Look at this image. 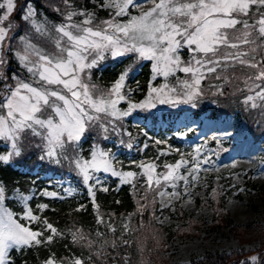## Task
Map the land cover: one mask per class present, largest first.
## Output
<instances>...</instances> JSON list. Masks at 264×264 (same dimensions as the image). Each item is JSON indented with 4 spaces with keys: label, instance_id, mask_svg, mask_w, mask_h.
<instances>
[{
    "label": "snow or ice",
    "instance_id": "1",
    "mask_svg": "<svg viewBox=\"0 0 264 264\" xmlns=\"http://www.w3.org/2000/svg\"><path fill=\"white\" fill-rule=\"evenodd\" d=\"M94 3L96 7L87 8L77 6L75 0H62L63 10L59 6L54 8L61 19L53 21L46 14L38 18L34 4L25 0L20 19L27 27L17 35L19 24L12 18L16 2L0 0V142L6 149L0 152V163L8 165L37 151V158L53 166L54 173L63 170L60 179L43 177L46 184L39 188L35 184L41 176L34 172L31 175L36 179L30 181L33 187L28 189H22L19 181L11 189L0 182V264H16L13 250L26 255L30 249L37 250L36 264H133L132 252L127 249L134 242L140 257L135 264H152L145 256L154 250L148 247V236L135 241L125 238L147 224L156 249L167 247L161 243V230L152 227L153 220L163 221L155 216V196L150 204L148 193L161 197L162 209L171 206L175 210L173 200L182 195L191 201L190 189L197 187L202 165L214 163L210 159L212 150L207 148L209 139L215 141L214 154L219 155L226 150L224 143L231 133L201 136L200 143L190 146L191 159L176 149L180 158L163 165L166 170L161 173L154 162L141 161L137 173L131 167H117L123 163L118 159L117 146L132 150L136 145V138L124 124L134 114L143 113L144 121L149 117L155 121L152 110L157 104L173 107L189 104L196 108L206 98L217 104L219 97L239 94L238 102L245 112L257 113L254 122L264 132V0H94ZM144 4L150 6L145 9ZM100 9L108 15L99 17ZM185 51L186 59L182 54ZM129 55L131 62L113 80L101 83L99 78L94 79L96 69L104 61ZM9 59H15L21 73L27 75L13 72L9 76L6 70ZM144 61H150L151 75L142 98H137L140 82L136 81L135 86L128 82ZM178 72L185 76L179 77ZM173 76L175 83H170ZM158 77H163L164 82L155 85ZM205 80L212 81L207 90L202 83ZM226 88H231V93ZM122 102L127 107H122ZM194 127L193 122V127L185 126L184 131L175 135L186 136ZM137 129V135L146 137L140 151L147 148L149 140L156 145L168 144L166 138L150 136L151 129L146 123L144 127L137 125ZM89 136L91 142L85 149L82 145ZM109 141L114 143L106 147ZM168 148L172 146L168 144ZM159 152L165 154L166 149L160 147ZM236 163L232 161L233 165ZM136 164L135 160L129 161L130 166ZM256 170L264 176V169ZM103 174L117 178V187L132 185L134 198L138 193V176L147 178L144 195L136 198V210L126 217L120 214V228L113 222L115 214L102 213L97 200L99 190L109 191ZM180 180L184 182L183 193L178 190ZM169 183L171 192L165 190ZM85 189L95 213L94 230L90 227L86 231L75 219L61 228L43 215L50 208L49 203L40 202L35 209L31 204L33 197L63 200L79 196ZM217 195L213 188V199ZM164 197H168L167 205ZM9 200L16 201L21 211L9 207ZM150 207L152 215L146 222L143 214ZM85 208V203L77 202L74 210ZM136 214L140 215V222L132 227ZM67 237L81 251L77 254L65 245L68 254L58 256L51 246ZM41 248L47 250L43 258L39 257ZM121 248L126 250L121 252ZM197 260L215 264L205 257ZM250 262L264 264V256L252 254L236 264ZM21 264L29 261L21 259ZM183 264L192 261L186 259Z\"/></svg>",
    "mask_w": 264,
    "mask_h": 264
},
{
    "label": "trees",
    "instance_id": "2",
    "mask_svg": "<svg viewBox=\"0 0 264 264\" xmlns=\"http://www.w3.org/2000/svg\"><path fill=\"white\" fill-rule=\"evenodd\" d=\"M16 2V10L12 14V18L15 22L19 24V32L17 35L22 34L26 30V25L20 19L21 8L24 6L25 0H15ZM34 4L35 8L37 9L38 18L41 15L46 14L47 18L53 21H58L61 19V16L58 12L54 10L56 6L61 7L63 10L62 0H31ZM102 2V0H101ZM77 6H84L87 8H94L96 7L94 0H75ZM132 11H136L135 9H131ZM255 10V8L253 9ZM108 15L106 10L100 9L98 11V16L103 18ZM126 18V17H125ZM80 19V17H77ZM51 47L50 45H48ZM187 58L186 51L182 53ZM11 56V53H9ZM132 60V57L129 55L128 57H117V58H109L104 61L98 69H96L94 73V79L99 78L101 83H107L113 80L118 72L127 64H129ZM7 74L11 76L13 72H17L18 74L27 75V73H21L18 63L15 59H9V62L6 66ZM239 71V69H238ZM150 61H144L138 66V70L133 73L132 78L129 80V85L134 86L133 81L140 82V89L141 92L137 94V98H142V92L146 91L147 81L150 78ZM177 75L181 78L185 76L183 72H178ZM160 79L163 80V77H158L154 84L157 85L160 82ZM176 76H173L170 83H175ZM2 83V81H0ZM203 86L207 90L208 86L212 83L211 80H205L202 82ZM238 83H242L238 82ZM226 92L231 93V88H226ZM215 98V97H212ZM240 99L239 94L236 96L229 95L227 97H219V103L213 104L211 102V98H206L199 101V106L193 108L189 104H178L175 107L171 105L164 104L162 105L161 109H157L160 107H156L152 110L154 115L156 116V120L153 121L151 117L148 120V128L151 129L149 133L150 136H156L158 138H166L168 140V144L172 146L171 149L168 148V144L156 145L154 141H148V146L143 151L139 149L145 143L146 137L143 134L137 135L138 129L137 126L133 125L132 118L126 119L124 121L125 126L127 127L128 131L132 133V135L136 138V145L132 150H128L126 147L117 146V150L119 152H123L122 154V164L120 167L129 168L131 167L132 170L140 173L139 169V162L141 159H146L145 162H154L156 165H160L161 172L165 171L166 169L162 166L166 163H174L176 159L180 158V153L176 151V149H180L183 152L182 141L185 136H176L175 134H170L168 137L166 136V130L162 127L161 118L165 115L177 116L183 112H188L193 116H199L203 113H207L209 117H220L224 116L227 117L233 114H240L247 125V129L249 131L250 136L255 142H262L264 145V132L261 131V128L256 126L254 122L257 118V113L253 112H245L243 106L238 102ZM122 107H127L125 103L122 102ZM137 114H134L135 116ZM140 116H144L143 113L138 114ZM132 116V117H133ZM160 116L161 118H159ZM145 124L139 125V127H144ZM94 135V133H93ZM127 139V136H125ZM91 142V136H89L86 141L83 143L82 147L85 149L88 148L89 143ZM111 145L110 141L106 144V147ZM214 153L216 150V143H212ZM163 147L166 149L165 154H161L159 152V148ZM231 147L229 143H224L225 151H221L219 155H215V157L223 156L226 151ZM6 149L3 146V143L0 142V152L5 151ZM127 154L133 155V159L137 161L136 165H129V161L127 159ZM37 151H31L27 155H25L22 159H18L8 165H4L0 163V182H4L8 185L9 189L14 186L15 181H19V185L22 189H28L33 187L30 184L31 180H35L36 177L31 175V173H37L41 176V179L37 180L35 187L39 188L46 184V180L43 177H54L55 175H62L63 170L61 173H54L52 168L53 166L45 165L44 162L40 161L38 158ZM67 174H64L63 177H66ZM219 177L217 180L216 178ZM229 176H217L213 175L210 176L207 180L208 184L207 187H198L195 189L194 193L198 198H202L204 203L211 207L213 218L210 222H205L201 217H197L194 214H186L180 208L176 210V216L180 220V223L177 225L175 230H171L170 228L162 225L161 223H157L156 220L152 221V227L159 228L161 230V235L163 237L161 243L166 244L167 247H160L156 249L155 241L151 239V231L149 227L145 226V228L141 229L139 232H129L125 238L132 239L135 241L136 238L148 236V247L154 249L151 253L146 252L145 256L148 257L152 264H172L169 260V250L172 247L173 240L175 237H183L189 235H197L201 232L202 229L208 227H229L233 230L234 235L237 237L240 244H256V247L253 249H247L241 247L239 249L232 250L230 252H209L204 254L202 257H205L208 261H214L215 264H236L239 260L244 259L252 254H257L258 256H264V188H256L254 185L251 184V187L257 193V195L263 200V207L261 210V219L262 221H254L247 225H231L228 219H226L227 210L224 211V195L227 192L228 194L232 195L231 191L227 188V183L229 182ZM146 177H139L136 181V188L138 189L137 197L139 198L144 195V190L146 185ZM245 183H249V176L244 179ZM164 182L162 181L161 184ZM108 184H109V191L104 192L99 190L97 193V200L100 204V209L102 213L112 214L115 215L112 217L113 222L116 224L118 228H120L122 224V220L120 219V214H124L125 217L127 213L134 212L136 210V198H134L133 193L131 192L132 185L130 184H123L118 185V180L115 177H112L108 174ZM170 184V183H169ZM168 184V185H169ZM155 188L159 186L154 185ZM213 188L217 190V197L213 199ZM204 195L206 197L204 198ZM155 196V216H157L158 210V196L155 195L154 192H149L147 195V200L151 204L153 197ZM119 201V203H117ZM40 202H45L50 204V208L44 210L43 215L49 217V219L56 223L57 226L64 228L66 224L70 223L72 219H75L79 223H81L85 230L87 231L90 227L94 230L96 227L95 221V213L91 207V201L87 197L86 189L83 191V194L80 195L78 198H67V199H56L52 200L51 198H44V197H33L31 204L32 207L35 209L36 205ZM77 202L85 203L86 208L84 210L75 211ZM8 206L12 207L14 211L19 212L21 211L20 206L14 200H9ZM70 209L71 215H69ZM152 215V209L149 208L143 214V219L147 222L149 220V216ZM107 216L105 219L107 220ZM140 222V215L136 214L132 217V227H136ZM103 230V226H101ZM119 231L116 233L119 236ZM68 245V248L71 251L76 252L79 254L81 251L80 248L74 247L71 244L70 237H67L63 240H57L55 244L51 246L52 251L56 252L58 256H65L68 254V250L64 247ZM126 249L121 248L120 251L124 252ZM132 252L133 264L135 261L138 260L140 257L136 253V244L135 242L132 244L131 249H127ZM47 254V250L44 248L39 249V257L43 258L44 255ZM87 255V251L84 252ZM12 255L16 258V264H21V259H26L29 261V264H36L37 261V250L30 249L27 251L26 255L22 253H18L13 250ZM192 264H204L203 260L198 261L197 258L191 259ZM251 264V262H250Z\"/></svg>",
    "mask_w": 264,
    "mask_h": 264
},
{
    "label": "rangeland",
    "instance_id": "3",
    "mask_svg": "<svg viewBox=\"0 0 264 264\" xmlns=\"http://www.w3.org/2000/svg\"><path fill=\"white\" fill-rule=\"evenodd\" d=\"M150 4H144L145 9ZM160 79L157 84L163 83ZM164 104H157V109H161ZM203 113L199 116H193L188 112H183L177 116L165 115L160 117L162 127L166 130V136L175 134L177 131H184L185 126L193 127L194 130L189 132L182 141L183 152L187 153L185 158L191 159V145L200 143V137L205 136L210 138L213 134H219L222 131L231 133L230 138L225 140L231 147L221 157H215L212 143L214 140L209 139L207 148L212 150L210 159L214 161L213 164L204 163L199 172V183L197 187L207 185V180L210 176H229L230 180L227 183V188L232 195L227 192L224 195V206L227 209L226 219L231 225H247L254 221H262L261 210L263 207V200L257 195L251 184L256 188H264V176L260 175L256 169H264V145L262 142H255L249 134L244 118L240 114H233L227 117H209ZM188 118L187 120L185 118ZM133 125L148 124V120L144 121L140 115L132 117ZM112 142V141H111ZM113 144V142H112ZM119 152V151H118ZM123 152H119L118 159L122 161ZM242 155V156H241ZM127 159H133V155L127 154ZM235 160L237 163L232 164ZM141 161H146L142 159ZM120 167V164L117 165ZM187 171L186 168L182 169ZM160 165H157V172L161 173ZM107 178L108 174H103ZM249 176V183H245L244 179ZM56 179L61 177L56 176ZM64 179H67L65 177ZM178 190L183 193L184 182L180 180L177 182ZM234 185V187H230ZM195 188V189H196ZM243 188V191L238 189ZM195 189H190L193 192V198L189 201L187 195H182L181 198L173 200L174 208L166 206L160 207L161 197L158 196V214L156 217L163 221L162 225L175 230L180 220L176 216L177 208L183 210L186 214H194L201 217L205 222H210L213 218L211 207L204 203L202 198H198L194 193ZM166 191L171 192V184L167 185ZM83 192L80 194L82 195ZM79 195V196H80ZM79 196H73L78 198ZM206 195H204V198ZM167 205L168 197L163 198ZM241 247L253 249L256 244H240L237 237L234 235L232 229L227 227H213L204 228L197 235H189L183 237H175L172 247L169 250V260L172 264H183L186 259H193L202 257L209 252H230Z\"/></svg>",
    "mask_w": 264,
    "mask_h": 264
},
{
    "label": "bare ground",
    "instance_id": "4",
    "mask_svg": "<svg viewBox=\"0 0 264 264\" xmlns=\"http://www.w3.org/2000/svg\"><path fill=\"white\" fill-rule=\"evenodd\" d=\"M242 156V155H241Z\"/></svg>",
    "mask_w": 264,
    "mask_h": 264
}]
</instances>
